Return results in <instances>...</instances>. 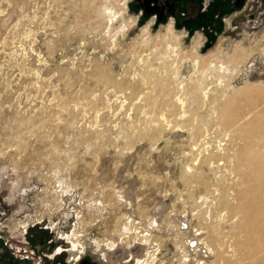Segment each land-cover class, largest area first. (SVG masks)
<instances>
[{
    "label": "rangeland",
    "instance_id": "obj_1",
    "mask_svg": "<svg viewBox=\"0 0 264 264\" xmlns=\"http://www.w3.org/2000/svg\"><path fill=\"white\" fill-rule=\"evenodd\" d=\"M89 2L0 0V264H212L211 256L184 260L189 234L175 223L193 209L208 215L195 190L227 189L236 179L234 162L214 156L222 178L185 188L181 158L198 152L202 124L212 149L264 152V0L219 5L217 16L212 1L185 0L156 23L139 15L135 0ZM103 2L114 17L109 27L95 14ZM166 43L177 49L176 60L172 53L156 59ZM211 59L226 69L209 74ZM201 73L203 103L193 89ZM162 127L166 133L154 132ZM55 201L59 208L51 212ZM162 202L167 208L159 215L153 206ZM217 203L228 251L232 204ZM192 222L194 230L198 220ZM199 223L210 241L213 219ZM24 232L38 238V250L24 251ZM71 240L78 244L73 251Z\"/></svg>",
    "mask_w": 264,
    "mask_h": 264
},
{
    "label": "bare ground",
    "instance_id": "obj_2",
    "mask_svg": "<svg viewBox=\"0 0 264 264\" xmlns=\"http://www.w3.org/2000/svg\"><path fill=\"white\" fill-rule=\"evenodd\" d=\"M91 1V0H90ZM89 2V0H88ZM86 3V2H85ZM90 2L86 3L87 8L90 7ZM106 3L103 2L101 4L100 8L96 9V15L99 17V19H102V21L106 22L107 27H109L111 24H113V20L114 17L112 16V14L107 10L106 7ZM94 8H92L93 10ZM89 10V9H88ZM95 10V9H94ZM91 11V10H90ZM89 11V12H90ZM111 11V10H110ZM92 13V11L90 12ZM97 17V19H98ZM90 18V17H89ZM100 24V22H99ZM101 25V24H100ZM104 29V28H103ZM113 41V40H112ZM148 40H142V43L147 44ZM167 42V41H166ZM164 43V42H163ZM167 44V43H166ZM165 46V45H164ZM171 46V45H170ZM168 47V44L166 45V50L165 53H159L157 52V58L156 59H162L165 58V54L167 53H172L171 56H173V58L176 60L178 54H177V49L173 46V47ZM158 49V48H157ZM159 50V49H158ZM155 52V53H156ZM194 58V57H193ZM201 58V57H200ZM193 60V66L198 67V59L197 57L192 59ZM212 60V59H211ZM210 60V61H211ZM162 61V60H161ZM157 62V61H156ZM203 62V61H201ZM220 62V61H218ZM161 63V62H159ZM207 63V62H206ZM165 65V64H164ZM174 63L169 65L168 69L170 71V69H172ZM207 66V71L209 72V74L213 73L214 70L215 71H222L223 69H226V67L221 64V63H213L209 62L208 64H205ZM204 65V66H205ZM148 67L154 66L151 63L147 64ZM205 66V67H206ZM166 67V66H165ZM228 67V66H227ZM203 68V67H201ZM200 68V69H201ZM229 68V67H228ZM234 68V67H233ZM199 69V68H198ZM206 68H204L203 70H205ZM231 69V68H230ZM174 70V69H173ZM203 70L201 72H203ZM198 71V70H197ZM165 72V71H164ZM176 72V70H175ZM178 72V70H177ZM179 73V72H178ZM200 73V72H199ZM198 73V74H199ZM218 73V72H217ZM220 73V72H219ZM167 74V73H166ZM177 74V73H175ZM174 71H173V75ZM203 74L205 75V71L203 72ZM201 73L200 75V79L198 81V83L196 82V86H193V89H195L194 91L197 93V91L199 90V97H200V101H202V103L207 99L208 97V90H205L206 87L204 86V75ZM171 73V76H173ZM178 75V74H177ZM176 76V75H175ZM173 78V77H172ZM180 77H178L177 79H175L176 82V88L177 89H182L183 88V84L182 81L179 80ZM194 82V81H193ZM195 84V83H193ZM192 87V86H191ZM195 87V88H194ZM191 90V89H190ZM236 90V89H235ZM193 90H191L192 92ZM193 91V92H194ZM196 99V98H195ZM183 99L180 98V96L178 95V97H176V101H178L179 103H183L182 101ZM174 102V101H173ZM183 106V105H182ZM162 120H164L165 125L168 124V120H166V118L162 115ZM235 119V118H234ZM232 124H237L236 122L232 123ZM166 127V126H165ZM205 124H202L200 127L197 125V130H200V133L196 130L195 133L197 134L198 137H200L199 142L197 143V150L198 152H188V154L184 157L181 158V162L183 163V167H182V171L184 176L187 177V180L184 182L186 187H187V182L188 185L189 183L192 182H204L206 184L207 180L209 179L208 176L210 177V180H216L217 179H221L222 176L221 175H217L216 173H218V171L214 170V166H213V162H211V159L214 158V156H218L221 158H223V160H225L226 162L230 163V161L234 162V168H235V175H236V179L232 180L229 184V187L225 190H222V192H219L218 194V188H210V190H212L210 192V190L207 187L203 188L202 186L199 187H195L198 188L196 189V194H197V200L196 201L199 206H201L202 204L205 205V207L208 210V215L205 216V218L211 220L213 219L214 223H209L210 224V241H206L207 238L205 239V237L203 234H205L207 231L205 230V227L203 226L204 223H199L200 219H205L202 218L201 215L199 214V209H196L195 212L194 209L189 211H186V213H182L179 216H177V218H179V220L177 221V223H175V226L177 227L178 231L181 234H184L187 232V235L189 237H187L184 242H185V252L187 253V255H183L184 260L186 261H190L189 257L191 256H196L197 258H209V256H211V258L214 257V260L212 264H227L228 260L229 262H241V261H254L251 264H264V152H222L223 148L220 147L222 146V144L220 146H218L216 149H212L210 144H209V139H208V131L207 129H205ZM192 129H194V127H192ZM202 129V131H201ZM147 130V129H146ZM167 130V128H155L154 132H156V134H164L166 133L165 131ZM153 132V133H154ZM144 133V132H143ZM148 134V133H147ZM190 134L194 135L193 131L190 132ZM149 135V134H148ZM246 136V135H245ZM144 137V136H143ZM251 137V136H250ZM253 137V136H252ZM255 137V136H254ZM153 139V138H152ZM247 139V138H246ZM196 140V137H195ZM151 141V140H150ZM197 141V140H196ZM215 147V146H214ZM193 148V150H196ZM215 150V151H213ZM149 152V151H148ZM18 153V152H17ZM11 154V153H10ZM92 154V153H91ZM147 154V153H146ZM12 155V154H11ZM87 155V154H86ZM94 155V154H93ZM92 155V156H93ZM99 155V154H98ZM113 155V154H112ZM115 155V154H114ZM40 156V155H39ZM128 156V155H127ZM131 156V155H130ZM47 157V155H46ZM115 157V156H114ZM122 157V156H121ZM143 157V156H142ZM53 158V157H52ZM51 158V159H52ZM89 158V157H88ZM94 158V157H93ZM117 159V158H116ZM128 159V158H127ZM190 159V160H189ZM115 160V159H114ZM137 160V159H136ZM149 160V159H148ZM147 160V161H148ZM55 162V160H54ZM93 163V162H92ZM134 163V162H133ZM15 164V163H14ZM47 164V163H46ZM102 164V163H101ZM16 165V164H15ZM88 165V164H86ZM4 166V165H3ZM56 166V165H55ZM98 166V165H97ZM134 166V165H133ZM196 166V167H195ZM22 167V166H21ZM59 167V166H58ZM117 167V166H116ZM246 167V168H245ZM48 168V166H47ZM68 168V167H67ZM20 169V168H19ZM72 169V168H71ZM75 169V168H74ZM116 169V168H115ZM133 169V168H132ZM142 169V168H141ZM124 170V169H122ZM60 171V170H59ZM66 171V170H65ZM71 171V170H70ZM85 171V170H84ZM94 171V170H93ZM22 173V172H21ZM233 172H231L232 174ZM73 174V173H72ZM116 174V173H115ZM139 174V173H138ZM215 174V175H214ZM126 175V174H125ZM214 175V177H212ZM52 176V175H51ZM78 176V175H77ZM88 176V175H87ZM90 176V175H89ZM144 176V175H143ZM96 177V176H95ZM182 177V176H181ZM97 178V177H96ZM115 178V177H114ZM124 178V177H123ZM151 178V177H150ZM217 178V179H215ZM90 179V178H89ZM129 179V178H128ZM27 180V179H26ZM41 180V179H40ZM108 180V179H107ZM209 180V181H210ZM66 181V180H65ZM94 181V180H93ZM132 181V180H131ZM60 182V181H58ZM117 182V181H116ZM138 182V181H136ZM151 182V181H150ZM149 182V183H150ZM172 182V181H171ZM212 182V181H211ZM47 183V182H46ZM55 183V182H54ZM112 183V182H111ZM145 183V182H144ZM210 183V182H209ZM90 184V183H89ZM143 184V183H142ZM151 184V183H150ZM196 184V183H194ZM212 183H210V186ZM68 185V184H67ZM84 185V184H83ZM17 186V185H16ZM86 186V185H85ZM107 186V185H106ZM110 186V185H109ZM159 186V185H158ZM196 186V185H195ZM50 187V186H49ZM115 187V186H114ZM48 188V187H47ZM71 188V187H70ZM193 188V189H195ZM55 189V188H54ZM95 189V188H93ZM121 189V188H120ZM140 189V188H139ZM160 189V188H159ZM50 190V189H49ZM48 190V191H49ZM91 190V189H90ZM115 190V189H114ZM148 190V189H147ZM61 191V187L60 189L56 188L55 192L59 193ZM103 191V190H102ZM124 191V190H123ZM143 191H145L143 189ZM41 192V191H40ZM43 192V190H42ZM119 192V191H118ZM37 193V192H36ZM45 193V192H44ZM53 193V192H52ZM55 193V194H56ZM62 193V192H61ZM87 193V192H86ZM142 193V192H141ZM194 193V191H193ZM40 194V193H39ZM43 194V193H42ZM84 194V193H82ZM195 194V195H196ZM20 195V194H19ZM37 195V194H36ZM52 195V194H51ZM104 195V194H103ZM115 195V194H114ZM141 195V194H140ZM50 196V195H49ZM47 196V197H49ZM110 196V195H109ZM194 196V194H193ZM192 196V197H193ZM46 197V196H45ZM44 197V198H45ZM82 197V196H81ZM142 197V196H141ZM146 197V196H145ZM191 197V195H190ZM195 197V196H194ZM39 198V197H38ZM109 198V197H108ZM111 198V197H110ZM119 199H117V201L119 202L120 199H122V197H118ZM189 198V197H188ZM16 199V198H15ZM22 199V198H21ZM41 199V198H40ZM57 199V198H56ZM132 199V198H131ZM190 199V198H189ZM14 200V199H13ZM39 200V199H38ZM50 200V199H49ZM48 200V202H49ZM90 200V199H88ZM112 202H114V197H112ZM110 200V201H111ZM145 200V199H144ZM164 200V199H163ZM194 200V199H193ZM219 200V201H218ZM107 201V200H106ZM217 202H220V204L223 203H228V204H232L231 206V215L229 217V223H228V227L231 230L233 236H235L234 242L231 241L230 243V249L228 251H225L223 248V245L221 244L220 241V230H221V222L222 220H224V214L225 213H221L220 215L217 214V210L219 211V205ZM57 201H55L53 203V206L48 209L49 211H54V210H58L59 206L58 203H56ZM178 202V201H177ZM26 203V202H25ZM115 203V202H114ZM193 203V202H192ZM35 204V203H34ZM99 204V203H98ZM78 205V204H77ZM134 205V204H133ZM145 205V203H144ZM94 206V205H93ZM111 206V205H110ZM116 206V205H115ZM121 206V205H120ZM141 206V205H140ZM155 206V204H154ZM155 208V212L160 215L163 214V212L165 211V205L162 203H159L156 205ZM198 206V207H199ZM148 207V206H147ZM97 208V207H96ZM128 208V207H127ZM146 208V207H145ZM152 208V207H151ZM167 208V207H166ZM195 208V207H194ZM40 209V208H39ZM93 209V208H92ZM112 209V208H111ZM121 209V208H120ZM137 210V209H136ZM148 210V209H147ZM46 211V210H45ZM119 211V210H117ZM122 211V210H121ZM141 211V210H140ZM78 212V211H77ZM76 212V216H78L80 213ZM113 212H115V209L113 210ZM137 212V211H136ZM143 212L145 213V210H143ZM193 212V213H192ZM62 213V214H66ZM90 213V212H89ZM131 209L128 211L127 215H125V220L126 223L129 224V227L132 225V216L131 214ZM141 213V212H140ZM147 213V212H146ZM145 213V214H146ZM189 213L191 214V216H189ZM118 214V213H117ZM116 214V215H117ZM121 214V213H120ZM216 214V215H215ZM36 215V214H35ZM108 215V214H107ZM112 215V214H111ZM115 215V214H114ZM122 215V214H121ZM148 215V214H147ZM167 215V214H166ZM218 215V217H217ZM143 216V214H142ZM146 216V215H144ZM143 216V217H144ZM191 218H189V217ZM33 217H35L33 215ZM32 217V218H33ZM37 217V215H36ZM41 217V216H40ZM92 217V216H91ZM110 217V216H109ZM142 217V218H143ZM188 217V218H187ZM217 217V218H216ZM88 218V216H87ZM106 218V217H105ZM104 218V219H105ZM112 218V217H110ZM147 218V217H146ZM176 218V217H175ZM187 218V219H186ZM215 218V219H214ZM38 219V218H35ZM81 219V217H80ZM79 219V220H80ZM89 219V218H88ZM151 219V218H150ZM149 219V220H150ZM198 220V227L196 229L193 230V227L191 225V222L193 220ZM33 220V219H32ZM83 221V220H82ZM158 221V220H157ZM221 221V222H220ZM105 222V221H104ZM111 223V222H110ZM134 223V222H133ZM193 223V222H192ZM88 224V223H87ZM102 224V223H101ZM118 224V223H117ZM151 224V223H150ZM24 225V224H23ZM93 225V224H92ZM123 226H126L125 223L122 224ZM136 225V224H135ZM81 226V225H80ZM104 226V225H103ZM134 226V225H133ZM132 226V227H133ZM181 226V228H180ZM25 227V226H24ZM76 227V226H75ZM84 227V226H83ZM110 227V226H109ZM131 227V228H132ZM138 228V227H137ZM140 229V228H138ZM134 230V229H133ZM131 231V230H130ZM138 231V230H137ZM136 231V232H137ZM103 232V231H102ZM121 232V231H120ZM135 232V231H134ZM109 234V233H108ZM135 234V233H134ZM133 234V235H134ZM136 235V234H135ZM147 235V234H145ZM143 236V235H142ZM120 237H122L120 235ZM135 237V236H134ZM137 237V236H136ZM146 237V236H143ZM151 237V236H150ZM70 238V237H69ZM124 239V237H123ZM141 239V238H140ZM99 240V239H98ZM148 240V239H146ZM152 242V241H151ZM109 243V242H108ZM114 243V242H113ZM144 243V242H143ZM158 243V241H157ZM160 244V243H159ZM76 244L73 240H71V250L75 249ZM105 246V245H104ZM107 247L109 248V250H112L114 246H112L111 244L108 245ZM107 248V249H108ZM72 250V251H73ZM203 250V252H202ZM226 252V253H225ZM152 253V251H151ZM150 254V252H149ZM155 254V253H154ZM129 256V255H128ZM150 257V256H149ZM147 257V259L149 258ZM155 257V256H154ZM153 257V259H154ZM157 258V257H156ZM151 258H149L148 260H150ZM147 260V261H148ZM183 260V259H182ZM209 260V259H208ZM143 261V260H140ZM139 262H136V264H142ZM207 261V260H206ZM153 262V261H152ZM212 262V261H211ZM210 262V264H211ZM161 263V262H160ZM187 263V262H186ZM118 264V263H117ZM202 264V262H201ZM204 264V263H203Z\"/></svg>",
    "mask_w": 264,
    "mask_h": 264
},
{
    "label": "crops",
    "instance_id": "obj_3",
    "mask_svg": "<svg viewBox=\"0 0 264 264\" xmlns=\"http://www.w3.org/2000/svg\"><path fill=\"white\" fill-rule=\"evenodd\" d=\"M135 1H136L137 6L139 5V6L143 7V11L140 12L139 15H141L143 13V14H145L146 18H148V17H149V19L152 18V21H153L152 23H156V21L162 22L165 19V12H167V11H165V9L160 7V5L165 0H135ZM232 1L231 0H214V1H212L210 3V5L212 4V6H210V7L213 8V5L215 7H217V8H214L216 10H215V14H213V15L217 16L219 14V12L221 11V9L218 7L219 5L224 6V5H227L228 3H232ZM167 14L170 15V12L168 11Z\"/></svg>",
    "mask_w": 264,
    "mask_h": 264
},
{
    "label": "flooded vegetation",
    "instance_id": "obj_4",
    "mask_svg": "<svg viewBox=\"0 0 264 264\" xmlns=\"http://www.w3.org/2000/svg\"><path fill=\"white\" fill-rule=\"evenodd\" d=\"M207 1H213V0H207ZM242 2H243V0H236V2L235 1H232L233 4L238 3V6L240 4H242ZM163 3L164 4L161 6V8L165 9V11H171L173 9V7L175 5H178V4L181 5V6H183V7H185V3L186 2H185V0H165ZM204 10H207V6H204ZM202 16H200L199 19H201ZM66 215H67V213L65 214V216ZM31 236L32 235L29 236V240H30V242H29V248H35L36 247V244L38 242V238H35L34 239L33 237L31 238ZM35 249H37V248H35ZM59 252H60V249L58 248L55 253H59Z\"/></svg>",
    "mask_w": 264,
    "mask_h": 264
},
{
    "label": "built area",
    "instance_id": "obj_5",
    "mask_svg": "<svg viewBox=\"0 0 264 264\" xmlns=\"http://www.w3.org/2000/svg\"><path fill=\"white\" fill-rule=\"evenodd\" d=\"M24 235L25 236H24V241H23V245H24L23 247H24V251L26 252V250L28 251L30 249L29 244H28L30 242V240H29L28 234L26 232H24Z\"/></svg>",
    "mask_w": 264,
    "mask_h": 264
}]
</instances>
